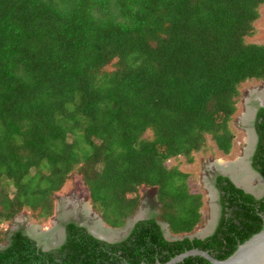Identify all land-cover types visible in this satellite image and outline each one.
Masks as SVG:
<instances>
[{
	"label": "trees",
	"instance_id": "16d2710c",
	"mask_svg": "<svg viewBox=\"0 0 264 264\" xmlns=\"http://www.w3.org/2000/svg\"><path fill=\"white\" fill-rule=\"evenodd\" d=\"M262 4L0 0V220L28 211L42 225L73 174L108 227H124L137 212L142 187H156L160 203L157 216L113 244L74 222L54 252L16 232L0 248V264H164L192 249L224 260L258 233L264 196L219 175V222L205 239H189L201 223L202 196L165 162L190 163L209 136L221 155L231 154L239 87L264 84V44L246 41ZM254 127L251 166L264 179V107ZM157 222L184 238L167 241ZM177 264L210 263L196 256Z\"/></svg>",
	"mask_w": 264,
	"mask_h": 264
},
{
	"label": "rangeland",
	"instance_id": "374dc122",
	"mask_svg": "<svg viewBox=\"0 0 264 264\" xmlns=\"http://www.w3.org/2000/svg\"><path fill=\"white\" fill-rule=\"evenodd\" d=\"M259 10L260 17L254 23L253 32L248 38H246V41L250 43L264 44V4L260 6ZM114 67L115 65L112 63L103 68L102 71L110 72ZM262 85L263 84L261 82L252 79L244 82L239 87V94L235 98L236 111L232 115L229 122V129L233 133V140L231 144L232 148L230 151L231 154L227 156L221 155L213 141L209 139V136V138L207 139L208 148L204 151L191 153L190 157L192 158V161L190 163L184 156H179L175 159H169L165 162V165L168 169L177 167L183 173L188 174L189 177L187 178V184L190 192L195 194L198 193L202 196L203 205L201 207V212L203 216L201 219V223L194 229L192 234H189V237H206L205 234H209L212 230L210 225L213 224L216 220V211L218 208V204H215V199L217 198L218 200V196L215 195V191L212 186L214 184L212 179L217 174V171L222 172V170H220L216 166L218 159H224L233 164L238 163V161L241 160L243 162L246 161L249 164L248 157L251 155L252 149L255 145V136L253 135L254 132L252 130V125L250 124V122H252L253 120L252 118L254 116L257 105L259 106L260 104H262L261 100L257 97L259 92L264 91L263 88H260ZM250 132L252 133L251 136H254L252 141ZM143 138H146L148 140L151 139L152 133L149 131L146 132ZM248 139H250V142H252L251 144L253 146L249 144L250 142L248 143ZM216 158L217 160L215 161ZM261 183L264 184V181L262 180L260 182L259 179H255L253 182V187L261 186ZM8 190L11 193V187H9ZM139 194H141L139 208L134 215H136L139 211H142L144 213L143 218L148 219L154 214L155 216H157L158 210L160 208V203L157 198V188L142 187L139 190ZM263 195L264 186L263 191L258 198H261ZM85 199L87 202H90L88 198V191L83 185L81 177L78 174H73L69 178V180L66 181L64 187L55 194V208L52 217L49 220L44 221L42 226L40 225L41 227L38 225L37 228L40 227V229H37V232L40 234H44L45 236H49V234L51 233L53 235L55 233L53 227H58V225L62 227V225L60 224V214L62 207L70 212L71 210H73V208H76L74 206L76 204L74 203H77V206L79 205L81 207ZM93 210L97 216H100V214L95 209ZM133 216H131L130 218H132ZM83 219L84 216L82 214H80V216L78 215V217H76V215H73V218H68L62 223L63 225L72 221H75L77 223H80L82 221L83 223ZM29 221L35 223L28 211H24L18 214L11 222L0 220V231H2L5 236V240L4 242L0 243V247L7 245L9 243L10 237L16 232L24 231L25 227L28 226V228H26L27 233L29 229H33V227H31L32 224L30 225ZM127 221L128 223L130 222L129 220ZM128 223L126 225H128ZM127 229L128 228L123 229L124 232L127 233ZM164 234L166 236H171L168 230L164 231ZM60 240L61 238L59 239V242Z\"/></svg>",
	"mask_w": 264,
	"mask_h": 264
},
{
	"label": "bare ground",
	"instance_id": "6f19581e",
	"mask_svg": "<svg viewBox=\"0 0 264 264\" xmlns=\"http://www.w3.org/2000/svg\"><path fill=\"white\" fill-rule=\"evenodd\" d=\"M257 97L261 100V103L264 104V91L259 92ZM253 118H254V116H253ZM255 133H256V131H255ZM251 134L252 133L250 132V137H251V141H252V139L254 138L255 135L253 133L254 136H251ZM249 142H250V139H248V143ZM251 143L252 142H250L249 144H251ZM216 160H217V158L215 159V161ZM216 166L220 170H222V172L220 171L221 173L230 176L232 178V180L234 181V183L236 185H238L240 188H244L245 190H247L248 192H250L251 194H254L256 196H259L262 193L264 184L261 183V186L253 187V182L255 179H259L260 182L262 180L260 179L259 175L256 174V172L255 173L252 172L253 171V170H251L252 168L249 167V164L246 161L243 162V161L239 160L238 163L233 164V163H230L224 159H218ZM74 206L76 208H73V210H71L70 212H68L65 208L62 207L61 214H60V216H61V223L60 224L61 225H63L62 222L64 220H67L68 218H71V217L73 218V215L74 216L76 215V217H78V215L80 216V214H82L84 216L83 224H85V226L88 227V230L92 234H94L96 237H98L100 239H104L107 241H115V240L123 237V235H125L126 232H124V230H123L124 228L123 229H116V228H111V227L106 226V224L103 222L102 218L100 216H97L94 213V210L92 208L91 203L87 202L86 199L83 201L81 207L79 205L77 206V203ZM143 214L144 213L142 211H139L135 218L136 219L143 218V216H144ZM214 223L210 225L211 228H213ZM29 224L30 225L32 224L31 227H33V229H29V231H28L29 234H28L26 232V228H28V226H27L24 228L25 233L28 234L31 238L35 239L42 247H44V249L52 248V246L55 247V245H57V243L59 242V239L64 238L63 229H62V227H60V225H58V227H53V229L55 230L54 231L55 233L53 235H52V233L49 234V237H48V236H45V235L37 232V229H40V227L42 225L40 226V224H35L31 221H29ZM38 225L40 227L37 228ZM130 225L131 224L129 222L127 225V228H129ZM61 231H62V235H61ZM207 234H205V235H207ZM62 241H63V239H62Z\"/></svg>",
	"mask_w": 264,
	"mask_h": 264
},
{
	"label": "water",
	"instance_id": "95a60500",
	"mask_svg": "<svg viewBox=\"0 0 264 264\" xmlns=\"http://www.w3.org/2000/svg\"><path fill=\"white\" fill-rule=\"evenodd\" d=\"M259 106L260 107H264V105H262V104H260ZM255 142H256V140H255ZM251 170H253V169H251ZM221 175L228 177L230 179V181L237 188H240L238 185H236L234 183V181L232 180V178L230 176H228L226 174H223V173H221ZM240 189H242L245 193H250L247 190H245L244 188H240ZM252 195L255 198H257V199L259 197V196H256L254 194H252ZM136 215H134L132 218L128 219L130 221L131 225L127 229V233L130 232V230L133 228V226L138 221L146 219V218L136 219L135 218ZM72 222L76 223L79 227L84 228L86 230V232L88 234H90L92 237H94L95 239L103 241V242H106V243L113 244V243L120 242L121 240L126 238V236L128 235L126 233L125 235H123V237H121V238H119V239H117L115 241H107V240H104V239H100V238L96 237L94 234H92L88 230V227L85 226V224L82 223V221L80 223H77L75 221H72ZM127 223H128V221H126V224ZM157 223L161 226L163 232L166 231V230H168V232H169V226L167 224H163V223H160V222H157ZM126 224H125L124 227L116 228V229H123V228L125 229V228H127ZM62 229H63L64 238H63V241L61 242V244L58 245V246H55V247H52V248H46V249H44V247H42L35 239L31 238L28 234H26L25 231H22V232H23L24 236H26L29 239H31L32 241H34L36 243L37 247L40 248L43 252H48V251H53L54 252L55 250H57L64 243V240H65V225H62ZM213 231H214V226H213L211 232L208 235H206V236H209L210 234H212ZM164 237H165V239L167 241H177V240H182L184 238V237L166 236L165 234H164ZM187 237L189 239H194V238L204 239L205 238V236L202 237V238L201 237H197V236L196 237L195 236L194 237L187 236ZM196 256L207 260L210 264H264V222H263L262 229L258 233L254 234L251 238H249L248 240H246L242 244H239L237 246V249L229 257H227L224 260H218V259L214 258L207 251H203V250H199V249H192V250L185 251V252L173 257L172 259H170L168 262H166L164 264H177V263L183 262L188 257H196ZM156 264H161V263L156 262Z\"/></svg>",
	"mask_w": 264,
	"mask_h": 264
},
{
	"label": "flooded vegetation",
	"instance_id": "af4514ba",
	"mask_svg": "<svg viewBox=\"0 0 264 264\" xmlns=\"http://www.w3.org/2000/svg\"><path fill=\"white\" fill-rule=\"evenodd\" d=\"M255 118H256V115L254 116V118H252L253 120H252V122H250V124L252 125V130H253V132H254V135H255V140H256V142H255V145H254V148L252 149V152H251V155L248 157V161H249V167H251L252 168V166H251V162H252V157H253V154H254V152H255V149H256V145H257V141H258V137H257V133H255V127H254V123H255ZM254 128V129H253ZM253 169V168H252ZM253 171L254 172H256L254 169H253ZM256 174H258L257 172H256ZM219 175H221V172H219V171H217V174L213 177V189H214V191H215V195L216 196H218V200H217V198L215 199V204H218V208H217V211H216V220H215V224H214V229L216 228V226H217V224H218V222H219V219H220V216H221V206H220V203H219V199H220V194H219V192H218V190H217V188H216V179H217V176H219ZM259 175V177L260 178H262L263 179V177L260 175V174H258ZM223 176V175H222ZM224 177H226V176H224ZM228 178V177H227ZM230 180V179H229ZM264 180V179H263ZM264 196V195H263ZM262 196V197H263ZM76 204V203H75ZM153 216H155V214L153 215ZM66 225V224H65ZM44 235V234H43ZM61 235H62V231H61ZM49 237V236H48ZM203 237V236H202ZM62 239L63 238H61V240H60V242H58L57 243V245L56 246H58V245H60L61 244V242H62ZM45 245V244H44ZM46 246V245H45ZM46 248V247H45ZM56 251V250H55Z\"/></svg>",
	"mask_w": 264,
	"mask_h": 264
},
{
	"label": "clouds",
	"instance_id": "9594fccd",
	"mask_svg": "<svg viewBox=\"0 0 264 264\" xmlns=\"http://www.w3.org/2000/svg\"><path fill=\"white\" fill-rule=\"evenodd\" d=\"M262 84H263V83H262ZM260 88H263V89H264V84H263ZM257 107H258V108H257ZM257 107H256V110H257V111H258L259 108H262V107H260V106H258V105H257ZM256 110H255V111H256ZM257 111L255 112V115H256ZM255 115H254V116H255ZM247 194H251V193H247ZM251 195H252V194H251ZM252 196H253V195H252ZM253 197H254V196H253ZM256 199H257V198H256ZM258 199H260V198H258ZM145 220H146V219H145ZM141 221H142V220H141ZM214 224H215V223H214ZM214 230H215V229H214ZM130 231H131V230H130ZM213 232H214V231H213ZM127 234L129 235L130 232H128ZM128 235L126 236V238L128 237ZM210 235H211V234H210ZM210 235H209V236H210ZM171 236H172V235H171ZM173 237H176V236H173ZM206 237H208V236H206ZM206 237H205V238H206ZM126 238H124V239H126ZM205 238H204V239H205ZM124 239H123V240H124ZM197 239H198V238H197ZM201 240H203V239H201ZM64 241H65V240H64ZM121 241H122V240H121ZM4 247H6V245L3 246V247H0V248H4ZM48 252H51V251H48Z\"/></svg>",
	"mask_w": 264,
	"mask_h": 264
}]
</instances>
